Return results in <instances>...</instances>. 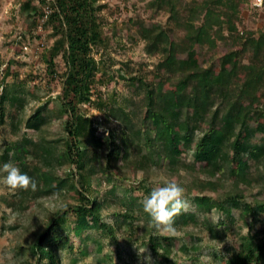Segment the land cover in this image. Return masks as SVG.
I'll return each instance as SVG.
<instances>
[{"label":"trees","instance_id":"16d2710c","mask_svg":"<svg viewBox=\"0 0 264 264\" xmlns=\"http://www.w3.org/2000/svg\"><path fill=\"white\" fill-rule=\"evenodd\" d=\"M245 1L194 2L196 6H189L190 16L185 20L192 25V31L185 35L183 43L171 41L165 29L143 27L140 35L145 52L161 56L155 70L159 75L163 72L172 87L164 90L161 80L149 84L142 77L137 79L134 94L119 104L115 93L98 90L109 78L114 79V74L106 69L104 55L98 52L106 49L109 42L98 12L104 5H97L98 0H21L18 10L29 32L37 34L35 39L43 37L40 59L48 77L58 81L60 90L54 97L52 113L41 105L23 120L19 113H24L25 96L5 84L10 70L1 71L0 131L8 125L13 137L2 143L0 159L14 163L37 180L34 190H13L10 206L25 212L32 199L41 212V217H36L38 224L30 221L22 225L23 233L29 234L30 239L25 238L24 245L17 246L20 255L35 258L36 264H60L58 253L67 245L71 228L68 220L73 218L77 232L83 228L98 229L115 242L117 234L124 231L129 245L139 242L155 261L177 264L174 237L155 231L137 197L129 196L133 190L145 196L153 182L166 183L175 176L189 193H197L191 196L196 221L212 240L224 239L228 227L219 229L222 221L213 226L204 218L198 220L199 213L216 210L231 220V211L239 209L248 233L240 236L225 264H264V200L247 202L239 192L240 184H264V100L256 99L258 90L264 93V31L255 37L251 32L243 35L237 30L238 6ZM155 2L151 0L150 4ZM178 17V11L170 14L172 20L177 21ZM229 38L237 39L240 49L222 57L216 70L201 65L192 56L191 48L195 46L211 48L216 40ZM49 40L51 45L44 44ZM180 47L185 48L181 56ZM246 50H251L252 58L242 67L244 80L239 83L237 63L232 59ZM57 56L63 65L60 69L55 63ZM120 72L117 76L122 80H136L127 79ZM93 109L101 111L103 119L91 117L88 112ZM53 117L60 127L58 148L55 141L45 136ZM112 121L121 130L110 127ZM93 124L104 131L97 134ZM21 125L36 138L27 133L19 135ZM181 147L191 151L193 163L201 166L199 173H188L189 164L181 156ZM60 169H65L63 174L58 173ZM254 170L260 173L254 176ZM137 173L138 179L133 180ZM224 178L229 187L220 191ZM131 179L137 181V186L128 183ZM101 183L112 188L125 186L128 192L111 199V189L98 199L92 186ZM70 189L75 194L73 203L63 201L53 211L44 206L43 199L63 196ZM204 192H219V196ZM111 206L118 209L111 213L112 222H104L102 211ZM257 214L263 219L261 227L253 230ZM246 217H251V221ZM174 224L184 228L193 222L187 221L180 211ZM180 250L187 254L199 247L184 245Z\"/></svg>","mask_w":264,"mask_h":264},{"label":"rangeland","instance_id":"374dc122","mask_svg":"<svg viewBox=\"0 0 264 264\" xmlns=\"http://www.w3.org/2000/svg\"><path fill=\"white\" fill-rule=\"evenodd\" d=\"M151 0H98L97 5H104L98 12L102 17L104 31L107 38H109L106 49H101L98 52L102 53L106 59V69L108 73L114 74V79L107 80L105 85H99L98 90L102 93L113 92L116 95L117 102L122 104L125 97L133 95L138 85L137 79L145 78L149 84L158 83L160 80L163 84V89H171L172 81H168L163 72L158 74L155 70L156 63L161 59L160 55H149L145 52V42L141 38L140 30L145 28L165 29L170 40L176 43H183L186 40V34L192 31V25L185 22L189 14V6L195 7L200 4L202 0H157L155 4H150ZM161 1V2H160ZM252 0H246L239 4V20L236 22L237 30L242 31L243 35L251 32L253 36H257L260 31H264V3L260 8L251 6ZM21 0H0V75L1 71L8 68L10 75L6 78L7 85L15 91H22L25 96L24 113H19V117L23 120L35 109L37 106L44 105L48 108L50 113L54 110L53 100L59 92V83L57 80H51L46 71V65L40 59V50L43 45V37L35 39L36 33L29 32L23 19V14L18 10ZM174 11L179 12L178 20H172L170 14ZM196 25V24H194ZM226 35V30L223 31ZM238 33H234L235 37H239ZM230 40H216L213 47L195 46L192 49V56L198 62L205 66L211 67L214 70L218 67L219 60L230 51H238L240 46L236 44L237 39ZM243 41V40H242ZM51 45V40L44 43ZM185 48H178V55L184 53ZM93 55L98 57L96 50H93ZM252 58L251 50L240 52L237 57L232 59V62L237 63L238 72L237 79L239 83L244 80V65L250 63ZM8 60L14 63H8ZM57 69L63 65L60 57L55 58ZM104 68V67H103ZM121 70L127 79L136 77L133 81H124L117 76L118 71ZM1 89V88H0ZM258 102L264 100V93L260 90L256 93ZM137 97V96H133ZM256 103V101H255ZM89 115H92L97 121L103 119L104 114L96 109L90 110ZM110 127L114 126L121 130L119 125L112 121ZM92 129L97 134L102 133V129L97 124L92 125ZM59 122L53 117L51 124L47 127L45 136L47 139L53 140L55 147H60ZM27 133L28 136L36 138L21 125L19 135ZM10 128L8 125L0 131V154L2 152V143L5 139L12 138ZM182 158L189 164L188 173L195 174L200 172L201 166L192 161L191 151L182 148ZM3 161L0 159V164ZM65 169H60L59 174H63ZM254 170L252 173L257 176L258 173ZM3 173H0L2 176ZM188 175V174H187ZM200 177L205 178V175L200 173ZM190 176V175H188ZM139 173L132 176L133 180H137ZM217 178V176H215ZM177 182L175 176L169 178ZM225 179V178H224ZM130 185L137 186V181L128 182ZM222 190H227L229 182L225 179ZM261 183V182H260ZM162 184L161 182H153L152 187ZM95 194L98 199L103 198L105 192L113 189V193L109 194V198L121 196L128 192L125 186L121 185H107L101 183L99 186L93 184ZM239 192L247 202L255 200H264V184L261 186L246 187L243 184L239 185ZM13 190H9L0 180V264H36L35 258L29 255H20L18 252V245H24V239H30L29 234L23 233L22 225L28 224L30 221L36 223V217H41V212L35 205L34 201L29 200L28 208L25 212H18L12 209L9 198ZM197 194L195 191L189 193L185 189V198L187 206L181 210L184 218L193 224L184 228L177 227L175 234H168L174 237V257L177 264H207L203 259L205 256H210L214 264H225L226 259L230 255V251L239 244L240 236L248 233V228L243 224L240 218L239 209L231 211V220L226 219V215L212 210L207 214L199 213L198 220L203 218L209 221L213 226L216 223L224 222L219 226V229L228 227L225 230L226 235L222 240H212L209 233L200 225L197 220V212L195 211V204L191 201ZM205 195L219 196V192L215 194L211 192H204ZM131 197H137L138 203H141L144 196L141 192L133 190L129 194ZM75 194L73 190L67 191L63 196H52L43 199L45 207H49L53 211L57 206H61L63 201L73 203ZM111 202V200H110ZM113 202V201H112ZM117 207H106L102 211L103 221L112 222L113 211H117ZM141 219V217L139 218ZM254 229L261 227L263 216L257 214L255 216ZM248 222L251 217H246ZM70 232L69 240L66 247L58 253L60 264H163L155 261L154 257L149 252L148 248L139 242H132L130 245L126 242L123 233L119 232L114 242L105 234H102L98 229L83 228L78 231V225L75 219L70 218ZM39 223V222H38ZM36 223V224H38ZM35 224V225H36ZM17 226L16 228H14ZM253 230H250L253 232ZM161 233V232H159ZM188 234V235H187ZM139 235H141L139 233ZM195 244L199 247L198 251L184 252L180 247L190 246ZM99 249V250H98ZM82 250L86 252L81 253ZM186 256V257H185Z\"/></svg>","mask_w":264,"mask_h":264},{"label":"clouds","instance_id":"9594fccd","mask_svg":"<svg viewBox=\"0 0 264 264\" xmlns=\"http://www.w3.org/2000/svg\"><path fill=\"white\" fill-rule=\"evenodd\" d=\"M257 2L259 3L260 0ZM0 173H3L0 180L9 190L29 188L34 190L37 186L36 178L21 171L12 162L0 164ZM141 206L155 231L175 234L177 229L174 217L187 206L185 188L172 180L156 185L144 196ZM203 259L207 264H214L210 256H205Z\"/></svg>","mask_w":264,"mask_h":264},{"label":"built area","instance_id":"2783aa9c","mask_svg":"<svg viewBox=\"0 0 264 264\" xmlns=\"http://www.w3.org/2000/svg\"><path fill=\"white\" fill-rule=\"evenodd\" d=\"M263 1L264 0H260V2L258 3L257 0H252L251 1V6L254 8H260L263 5Z\"/></svg>","mask_w":264,"mask_h":264}]
</instances>
